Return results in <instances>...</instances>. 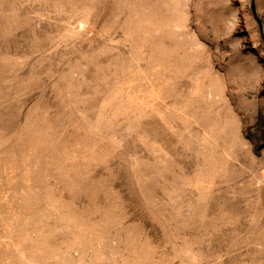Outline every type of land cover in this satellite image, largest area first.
I'll list each match as a JSON object with an SVG mask.
<instances>
[{"label": "rangeland", "instance_id": "rangeland-1", "mask_svg": "<svg viewBox=\"0 0 264 264\" xmlns=\"http://www.w3.org/2000/svg\"><path fill=\"white\" fill-rule=\"evenodd\" d=\"M0 264H264V0H0Z\"/></svg>", "mask_w": 264, "mask_h": 264}]
</instances>
